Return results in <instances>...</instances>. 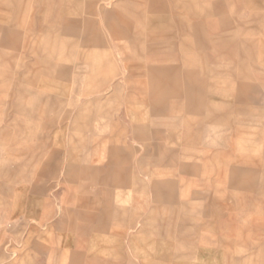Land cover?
<instances>
[{
    "label": "rangeland",
    "instance_id": "rangeland-1",
    "mask_svg": "<svg viewBox=\"0 0 264 264\" xmlns=\"http://www.w3.org/2000/svg\"><path fill=\"white\" fill-rule=\"evenodd\" d=\"M117 1L29 0L18 10L0 7V264H126L125 255L130 264H139L134 249L146 253L151 264H264V0H197L203 12L195 17L175 9V0H163L165 8L157 13L168 23L161 22L162 29L177 33L181 17L189 24L200 22L204 33L215 32V53L224 57L213 62L207 56L209 49L201 52L195 44L183 49L187 59L180 65L197 71L196 83L204 82L208 90L203 96L206 105L199 97L195 104L194 116L203 119L204 128L197 132L201 138L196 144L185 140L187 111L152 116L158 117L155 127L178 133L167 147L181 152L177 157L183 163L207 168L196 179L178 184L173 201H157L152 179L143 173L135 188L110 186L112 210L133 214L122 226L117 215L105 218L104 224L80 215L104 213L107 204L93 208L86 200L96 194L103 200L98 176L74 175L69 169L75 102L101 100L106 114L92 111L91 133L113 136L109 124L123 96L129 94L128 70L138 54L146 53V48L122 39L120 52L111 49L112 75L96 81L101 90L80 94L90 75L81 57L84 21L95 20L106 33L103 12ZM89 3L100 9L88 13ZM120 9L125 19L133 18L129 7ZM57 14L79 24L76 45L63 26L45 29L43 23ZM13 17L20 26L9 31L8 20ZM135 22L148 30L145 22ZM213 26L215 31L210 30ZM231 54L235 61L229 59ZM214 66L215 89L210 72ZM143 80L139 85L144 90ZM241 81L257 86L251 91L257 98L254 114L248 113L247 103L239 102L235 89ZM187 82L183 76V83ZM25 88L33 91L24 94L20 90ZM213 95L215 109L204 112L202 108L213 106ZM135 97L136 103H143L142 95ZM185 99L183 95L181 100ZM122 113L130 125L127 110ZM221 115L227 118L222 120ZM150 141L156 140L144 143ZM78 149L88 151L84 146ZM142 154L139 149L131 157ZM95 159L79 162L96 166ZM87 183L92 184L88 190ZM185 192L193 198L187 199ZM133 237L135 241L129 242Z\"/></svg>",
    "mask_w": 264,
    "mask_h": 264
},
{
    "label": "crops",
    "instance_id": "crops-1",
    "mask_svg": "<svg viewBox=\"0 0 264 264\" xmlns=\"http://www.w3.org/2000/svg\"><path fill=\"white\" fill-rule=\"evenodd\" d=\"M1 1L0 7L3 6L8 9L16 8L18 10L22 6H27L29 0ZM89 4L88 13H95L94 10L100 9V7H94L92 3ZM122 5L129 7L130 15L133 17L131 20L125 19V14L120 9ZM163 8H165V1L163 0H118L113 9L103 12L105 17L104 24L108 29L106 33L98 27L95 20L86 18L84 21L85 36L83 38V45L85 48L83 49L81 57L82 61L89 65L90 75L88 76L89 84L82 90L81 95H89L100 91V86L96 84V81L106 80L108 76L112 75L114 61L112 60L111 49L114 47L117 51L119 49L121 50L123 47L121 44L122 39H126L130 44L139 47L141 50L146 48V53H142V55L138 54L137 61L133 62L132 68L129 67V79L127 81L130 88L129 94L123 96L120 105H116V113L112 115L111 123L109 124L114 130L113 136L99 137L91 133L94 130V115L92 111L96 110L100 116L106 114L101 100L90 101L82 105H78L75 102L71 123L72 132L70 138L73 147L69 154L71 158L69 169L74 175L80 174L93 176V178L94 176L99 177L98 180L101 186L97 189H99L98 193L104 194L103 200L101 201L99 199L98 194L88 197L86 200H88L87 202L93 208L105 206L106 203L107 209H105L104 213L100 214H92L91 212L85 211L80 213V215L85 218L93 217L100 224L105 223V218L117 215L119 217V226H122L124 221L133 215L127 212L118 213L112 210L113 208L109 205L112 203L110 186H114V188H135L139 181V174L143 173L149 175L152 179L150 186L154 191V196L157 201H173L178 184L184 185L187 183L188 178L196 179L199 173L207 168L205 164L183 163L177 157L181 152L167 147V142L176 139L178 133L174 131L166 133L164 130L155 127L158 125V117L153 118L152 116H170L172 114H178L177 112L179 111H187L188 113L185 114L186 117L183 118L187 124L185 140L188 144H196L201 138V134L197 132L202 131L203 119L194 116L197 115L194 113L197 110L195 104L198 97L205 104L203 96L207 94L208 90L205 88L204 82L196 83L197 71L190 69L184 70L182 68V62L187 59V56L183 53V49L188 45L195 44L201 52H207L209 49L210 52L207 56L213 62H215V58L219 60L224 57L215 53V32L212 35L211 33H204L202 31L203 26L200 22L189 24L181 17L177 23L179 28L177 33L167 32V30L162 29L160 26L161 22L167 21L168 23V20H165L157 12ZM174 8L185 10L194 17L203 12L197 0H175ZM150 12H153V14L148 15ZM116 19L119 20V23L115 21ZM135 21L145 22L148 30ZM8 24L9 31L16 24L20 26L17 18L14 17L8 20ZM99 24L101 25V23ZM43 25L46 27H44L45 29L54 27L58 29L59 26H63L64 32L73 35V43L76 45V33L79 26L76 21L62 14H57L51 22H44ZM210 30L215 31V26ZM189 34H191L190 36L192 38H187ZM191 41L193 42L191 43ZM224 44L222 42L221 45ZM229 59L235 61V55L231 54ZM180 63H182V66ZM210 72L213 73L212 85L215 89V66L211 68ZM59 74H64V72H59ZM183 76L188 80L186 84L183 83ZM142 79L146 81L144 90L139 85ZM256 87L249 82L241 81L238 89H235V91H239L237 93L239 102L248 104L247 109L250 115L254 114L256 110L253 103L257 101V98L251 94V91L257 89ZM20 91L24 94H29L33 91V88H25ZM136 95L137 97L142 95V104L135 102L134 97ZM183 95H186L184 101L181 100ZM109 101L110 99L107 102ZM214 104L215 95L211 96V105L213 106L210 107L207 105L201 110H204V112L207 110L212 111L211 109H215ZM123 108L128 112L130 125L126 124L125 117L122 113ZM203 114L201 116H205ZM226 118V116H220L222 120ZM146 122H150L149 128ZM148 139L156 141L144 143ZM120 143H124L122 147ZM131 143L140 144L138 146L139 148H136ZM81 146L86 147L88 151L86 150V152L81 153L78 149ZM139 149L144 153L141 158L131 157V153H136ZM182 151L184 154H191L187 150ZM204 151L210 156L215 155L211 150ZM93 156L97 158L95 160H98L96 166L93 164L82 166L79 162L81 159L86 161L88 158H93ZM239 173V171L235 172V176ZM177 175L180 177L179 179H175ZM236 178L238 177L233 178L235 183L236 181L238 182ZM86 185L87 190L92 186L91 183H87ZM185 196H187V199L193 198V196L191 197L186 192ZM82 199L85 201V198ZM213 200L215 201V199ZM152 211L150 212L151 216L154 215V211ZM33 216L42 218L40 214H33ZM187 219V217H184V220ZM100 224L99 226H101ZM85 229L90 230V228ZM132 239L135 241L133 237L129 242L132 243ZM206 252L208 254L213 253L210 250ZM133 254L139 258V264H149L151 262H148V255L139 252L138 249H134ZM121 257L123 259V255ZM125 258L128 262L126 264H130V257L125 255Z\"/></svg>",
    "mask_w": 264,
    "mask_h": 264
}]
</instances>
